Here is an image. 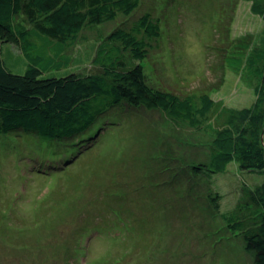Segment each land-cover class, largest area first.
Here are the masks:
<instances>
[{"label": "rangeland", "instance_id": "1", "mask_svg": "<svg viewBox=\"0 0 264 264\" xmlns=\"http://www.w3.org/2000/svg\"><path fill=\"white\" fill-rule=\"evenodd\" d=\"M144 12L160 18L162 33L143 61L149 84L183 96L208 92L235 107L254 102V81L227 61L240 38L264 43V16L250 3L142 0ZM124 19L84 29L67 49L70 66L45 74L92 70L96 43ZM2 51L9 68L25 71L18 46L4 43ZM114 114L119 124L66 162L67 147L47 151L33 132L0 133V264H254L211 197L219 191L230 210L243 185L264 175L234 163L213 181L192 173L210 160L214 113L201 128L177 126L153 109Z\"/></svg>", "mask_w": 264, "mask_h": 264}, {"label": "trees", "instance_id": "2", "mask_svg": "<svg viewBox=\"0 0 264 264\" xmlns=\"http://www.w3.org/2000/svg\"><path fill=\"white\" fill-rule=\"evenodd\" d=\"M141 1L0 0V133L33 132L49 142L47 151L67 147L66 162L93 144L103 129L119 124L114 114L118 108L158 110L175 125L194 128H201L203 119L214 113L207 125L215 136L210 160L192 165V173L213 181L234 163L239 171L264 175V43L255 44L251 36L240 38L227 57L235 71L254 81L256 99L250 105L235 107L208 92L183 96L152 86L143 61L162 35L161 24L149 12L138 14ZM244 1L264 16V0ZM119 16L127 19L98 40L92 70L87 66L61 76L45 74L51 67L70 66L67 49L84 29ZM4 43L23 52L24 72L7 66ZM224 140L231 142V149ZM222 200L219 191L211 197L225 227L243 239L254 264H264V180L245 183L230 210L221 207Z\"/></svg>", "mask_w": 264, "mask_h": 264}, {"label": "bare ground", "instance_id": "3", "mask_svg": "<svg viewBox=\"0 0 264 264\" xmlns=\"http://www.w3.org/2000/svg\"><path fill=\"white\" fill-rule=\"evenodd\" d=\"M247 3H250V2L247 1Z\"/></svg>", "mask_w": 264, "mask_h": 264}]
</instances>
